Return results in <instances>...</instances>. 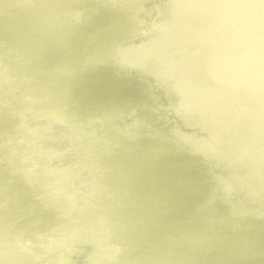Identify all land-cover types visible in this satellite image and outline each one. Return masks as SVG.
<instances>
[{
	"label": "water",
	"instance_id": "obj_1",
	"mask_svg": "<svg viewBox=\"0 0 264 264\" xmlns=\"http://www.w3.org/2000/svg\"><path fill=\"white\" fill-rule=\"evenodd\" d=\"M28 1L22 7L12 9L11 13L18 21L25 24L23 32L16 31L14 27H5L0 16V35L4 37L0 38V123L1 126L13 131L11 119L31 118L29 142L24 145L28 156H34V147L39 138L49 134V124L52 125V118L62 106L65 118L60 124L67 136L64 147L68 158H72L71 160L79 155V147L75 144L76 136L71 132L72 124L78 117V104L75 102L72 105L64 104L65 102L57 100L52 110L40 112L39 120H34L36 117L32 115L45 105L43 104L45 96L53 94L60 81L64 83L65 88L73 89L75 94L82 97L80 76L84 75L96 84L97 70L101 68L109 70L108 82L123 77L132 87L141 88L139 102H135L130 95H126L122 114L120 116H116V113L107 114V116L110 115L109 122L118 119L120 126L116 134H119L124 141L123 146L112 150V172L105 170L103 157L100 154L94 157L96 156L95 151L90 152L91 156L84 158L78 166H74L72 162L69 165V171L64 176V186L60 189L53 188L55 200L52 203L60 200L52 206V208L59 206L57 215L63 217L66 223L75 224L76 216L84 212L88 203L98 194H103L105 200L106 198L111 200L110 194L97 185L99 175L100 177L104 175L105 185L109 182L111 184L113 182L112 173L119 165L122 168L119 183L122 184L134 174L133 157L136 154H149V164L141 170L140 179L136 182V186L141 191L137 197L136 207L141 209L152 196L154 181H159L164 185L161 168L155 176H152L150 166L161 167L160 157L166 145L171 146L172 156L178 159L182 157L180 150L185 148L194 163L198 178L206 177L208 171L212 169L216 173L215 180L221 184L220 188L211 192L212 200L219 203L221 207L214 216L213 221L218 226H214L211 230L210 247L205 252L202 264H212L214 253L217 250L226 251L228 246L227 253L230 254L231 259L223 264L250 262L264 264V240H261L256 231L259 225L264 223V49L260 50L257 59L251 61V65L244 62L245 66L246 64L248 66H246L247 72L243 76L244 79H236L230 75L231 70L241 68L242 62L251 52V42H256L259 39L258 35L262 32L260 30L246 37L244 32L237 31L238 8L235 6L237 0H219L216 3H221L219 8L213 11L195 8L196 13L188 12L190 9L187 5L189 2L197 5L198 0H52L50 4H38V7V0ZM32 5H35L37 10L35 9V13L30 16L27 10ZM67 5H71L70 9L76 12H68ZM226 5L227 7L223 10ZM173 7H176V10ZM94 9L100 13H111L112 11L120 15L118 31L115 33L109 31L107 34L112 36V39L105 43L100 36L99 28L94 31L95 41H90L88 37L87 21L92 17L90 15H93ZM172 11H177V14H172ZM185 12L190 15H184ZM229 12L230 21L226 22L222 15ZM164 13L168 17L172 15L173 19L169 24L163 25L162 35L166 34L173 41L185 39L191 43L188 54L184 58L178 56L176 64H174L175 61L169 63L157 50V38L161 34L153 38L154 41L150 42L148 39L151 29H157L160 32L157 26L161 24ZM3 14L0 12V15ZM48 23L51 25H47L50 28L46 31ZM117 33H120L121 37L114 39ZM14 37L18 38L14 39ZM29 43L34 46L31 52L27 50ZM104 44L106 45L103 46ZM12 47V55L9 56ZM124 48L135 49V52L143 51V54L138 57L144 63L138 60L127 64L120 62V51ZM64 60L70 65L58 72ZM12 63L14 67H11ZM36 64L50 66L47 70L49 77L47 85L43 82L42 73L36 69ZM162 66L167 68L165 73L162 72L164 71ZM176 71L180 72L179 79L188 85V89H181L175 84ZM197 71L200 73L193 76L191 72ZM4 73L8 75H3ZM78 74L80 76L77 79ZM208 80L210 85L207 83ZM32 81L37 83V90L40 89L43 93L37 98H32L29 93L34 85ZM180 90H184L180 92L183 97L182 103L175 95ZM205 91L211 97L205 99V106H199ZM241 100L255 104L247 107ZM28 104H34V109L27 106ZM144 105L147 106L146 112L152 123L148 131L144 127L148 126L147 120L140 119L138 115L141 106ZM87 107L96 110L100 104L91 101ZM242 110L253 115L245 118L241 114ZM45 124H48V127L45 126L47 130L43 129ZM137 124L138 128L134 131ZM98 129V123L90 122L77 135L79 141L87 140L89 130L99 132ZM141 139L152 140L154 148L145 149L139 143ZM206 140L210 147L205 145ZM105 142L106 139L103 137L101 145ZM129 145H131L130 148H128ZM14 146H17L14 142L10 149H5L0 145V151L4 150L7 157L13 158ZM44 151L49 152L48 149ZM35 160L38 161L37 158ZM7 164L9 162L0 159L1 168H5ZM8 167L12 166L9 164ZM12 168L16 171L18 169L15 165ZM38 168L39 166L31 169V175L27 176L26 179L30 184H36L48 173L52 174L54 171L49 170L43 174ZM237 168L242 171L243 177L252 184V187H240L241 183L239 185L236 183L239 178L228 177L225 173L227 170H232L240 175V170ZM251 168L259 170V174L257 175ZM106 171L110 174L105 173ZM2 173L9 178L17 177V174ZM84 175L87 185L84 190H81L79 181ZM203 188L204 194L211 189L210 186ZM119 189L120 192H117L111 201L117 204V208L105 213L104 221H109L118 212L117 216L120 208L123 207L127 192L123 186H119ZM30 191L36 203L43 208H51L52 204L46 202L41 194L33 189ZM79 191L83 194L80 201L77 197ZM195 200L183 184L178 183L172 197L165 195L158 203L156 208L159 213L158 217L162 212L166 215V207L172 204L175 210L172 218L168 219L171 223L183 213V204L188 202L192 212L188 223L192 226H203L205 213L200 212L201 205ZM72 207L73 210H71ZM232 211L233 213L237 211V217L240 216L237 221L233 222L240 230L237 238L231 236L232 225L225 223L224 220ZM139 214L141 217L146 216L143 212ZM158 219L152 218V226L158 230L168 229V222ZM243 221L245 223L241 225L240 222ZM138 227V223L132 226L131 235L136 233ZM74 228L76 229V233L73 234L75 239L83 234V227L76 224ZM187 230L186 224L181 223L177 229L178 232L174 233L168 243L172 246L180 244ZM219 230L222 231V238L217 240L215 234ZM115 231L116 227L111 230V235L115 234ZM6 236L9 237L8 233L0 229V264H3L4 252L11 251L12 247L18 248L16 264H48L46 255L52 250L55 254L54 263L64 264L69 253L68 249L74 241L59 243L53 232L47 236L31 232L29 238H25L17 228L14 230L13 237L16 238L14 242H10ZM85 236L87 244L97 245L98 234ZM142 238L147 241L145 235ZM202 240L198 236L189 240L192 252L201 249ZM13 243L16 244L13 245ZM113 243L111 246L113 254L108 261L110 264H118L116 257L118 244L116 241ZM246 244H248L246 248L250 247L249 252L244 250ZM134 249L135 245H130L127 252L132 253ZM151 254L152 252L146 251L142 260L144 264ZM71 255H74L76 261L80 259L75 253ZM103 256L104 253H100V261L104 260ZM187 258L188 262H191L193 256L190 255ZM173 264L180 263L174 262Z\"/></svg>",
	"mask_w": 264,
	"mask_h": 264
},
{
	"label": "bare ground",
	"instance_id": "obj_2",
	"mask_svg": "<svg viewBox=\"0 0 264 264\" xmlns=\"http://www.w3.org/2000/svg\"><path fill=\"white\" fill-rule=\"evenodd\" d=\"M218 1L219 0H198L199 4L197 5L194 2H189L187 8L190 10H188V12L191 11L192 13H196V9H211L209 11H213L215 8H219V6H221V3L216 4ZM26 2L29 1L0 0V12L4 13L0 16L3 22L2 24L5 25V27H14L16 28V31L21 32L25 30V24L21 21H18L13 15H11V13L12 9L15 7H22L24 4H26ZM50 2H52V0H38L37 7L38 4L45 5V3L50 4ZM235 6L238 8V21L236 22L237 31L244 32L246 37H250V35L254 32L257 33L260 30L262 31L258 35L259 39L256 42H251V52L242 62L241 68L238 70H231L230 72L231 76L239 79L243 78V76L246 74L247 64L249 63V65H251V61L257 59L260 50L264 49V0H237ZM71 7V5L66 6L68 12H76L70 9ZM226 7L227 5L223 8V10ZM28 9L29 10H27V14L30 16L35 13V9L37 10L35 5L30 6ZM173 9L176 10V7H173ZM188 12H185L184 15L189 16L190 13ZM92 14L93 15H90V17H92L87 21L89 40H96L94 31L97 28H99L101 31L100 36L104 43L112 39V36L108 35L107 33L109 31L113 33L118 31V26L120 23L119 13H112V11L111 13H100L98 10H95ZM172 14L176 15L177 11L173 12ZM204 14L206 15V13ZM163 15L164 18L161 20V24L157 26L160 28V32H158L157 29H151L149 33L150 37H148V39L150 42L154 41L153 38H156L157 35L161 34V36H158L157 38V50H159V53H161L169 63L171 61H175L174 64H176L178 56L184 58L188 54L191 43L185 39H176L173 41L172 38L166 34L163 33L162 35L161 32L163 25H166L167 23L169 24L173 19L172 15L170 17H168L166 13ZM222 18H224L226 22H229L230 12L222 15ZM149 23L147 25H149ZM47 25L51 24H46V31L50 28ZM77 31H80V29H77ZM189 31L190 30H188V32ZM119 37H121V35L120 33H117V36L114 39H118ZM0 38L4 37L0 35ZM17 38L18 37H14V39ZM105 45L106 44L103 46ZM33 47L34 46L29 43L27 46L28 52H31ZM12 50L13 47L10 50L9 56L12 55ZM128 50L129 48H124L120 51V62L127 64L129 62L131 63L132 61L138 60L139 62L144 63L143 60L138 57L143 54V51L135 52V49L132 48L129 51ZM190 58L194 57L190 56ZM244 62H247L246 66ZM46 65L47 64H36V69H38L39 73H42V78L45 85H47L49 82L47 70L50 68V66L46 67ZM68 65H70L69 62L64 60L58 72H61L62 69ZM11 67H14L13 63L11 64ZM162 69L164 70L162 71L163 73L167 71L166 66H162ZM191 73L193 76H197L200 72L197 71ZM179 74L180 72L176 71L175 84L180 86L181 89H188V85L179 79ZM3 75L8 74L4 73ZM78 76L80 75L78 74L76 78ZM109 77V70L101 68L97 70L96 84H93L86 78V76L81 75L80 80L82 84V97H80L78 94H75L73 89L65 88L64 83L60 81L56 86L54 93H51L50 96H45L46 99L43 103L45 105L41 107L40 110H36L34 112H37L36 114H32L34 117H36H33L34 120H39L38 118L40 117V112L52 110L54 102L57 100L60 102H65L64 104L67 103L72 105L73 102L78 104V117L75 123L72 124L73 126L71 129V132L76 136L75 144H77L79 147V155L74 158V160H71L72 158H68L66 148L64 147L67 136L63 130V127L61 126L65 118L63 106L55 113L54 117L52 118L53 123L52 125L49 124L48 128L49 134L39 138L34 147V156L32 157L27 155L24 146L29 142L31 131L29 129V124L31 122V118L11 119V127H14L13 131L10 128L1 126L0 123L1 147L10 149L13 145V142L15 145H17L14 146L12 150L14 153L13 158L7 157L3 150L0 151V159L9 162L12 167L15 165L18 168L16 171L14 168L8 167L9 164H7L5 168L0 167V229L8 233L9 237L6 236V238L10 242H14L16 239L13 237L15 228L20 230L25 238H29L31 232H36L40 236H47L53 232V234L57 236L59 243L74 240L71 243V245H73H70L71 247L68 249L69 253L65 258L64 264H110L108 258L112 257L113 253L111 246L114 244V241H116L118 244V253L116 255L118 264H144L145 262H142V260L146 251L152 252L150 257L147 259L146 264H173L174 262H178L180 264H202L205 252L209 250L210 247V239L212 237L209 236L211 234V230L214 226H218L216 223H214L213 219L215 218L214 216L216 212L221 207L219 203H216L212 200L213 195L211 192H215L216 189L221 187V184L215 180L216 173L212 169L208 171V175L206 177L198 178L194 163L190 155L187 154L188 152H186L187 150L185 148L180 150L182 152V157L178 159L172 156L171 146L166 145L160 157L161 167H157L155 165L150 166V174L152 176H155L161 168L164 185H162V183L159 181H154V191L152 192V196L148 202L144 203V206H142L141 209L136 207L138 194L141 193L140 189L136 186V182H138L140 179L141 170L149 164V154H136L133 157V163L135 164L134 174L130 179L124 181L122 184L119 183V177L122 172V168H120L119 165L117 166L116 171L112 173L113 182L111 184L109 182L108 185H105L104 175H101V177L99 175L97 185L99 188H102L104 192L110 194L109 197L111 200H108L107 198L105 200L103 194H98L92 201L88 203V205L85 207V211L79 213L76 216L75 224H68L65 222L63 217L57 215V209L59 206L52 208L54 204H57L60 201L59 200L58 202L52 203L55 200L53 188L60 189L64 186V176L69 171V165L72 162L74 166H78L84 158L91 156L89 154L90 152L95 151L96 156L94 157H98V154H100L103 157L105 170L108 169L110 172H112V150H116L120 146H123L124 141L123 138L119 136V134H116V132H118L117 129L120 126L118 119L112 120L111 122H109L110 120L108 119L113 113H116V116H120L122 114L126 95H130L135 102H139L141 99V88H137V86L132 87L125 81V79H123V77L118 79L116 78L111 82H108ZM32 82L34 84L32 86L33 92L30 90L29 93L32 98H37L43 93L40 91V89L37 90V83L34 81ZM207 83L208 85L211 84L209 80ZM181 91L184 90L177 91L178 94L175 93V95L182 103L183 97L180 95ZM208 97L211 96L207 91H205L202 98L203 100H201L199 106H205V99ZM32 98L30 100H32ZM91 101H96L100 104V107L96 110L89 109L87 106ZM241 102L247 107L254 106L253 104H255L246 100H241ZM27 106H29L31 109H34L35 105L28 104ZM146 107V105L141 106L138 115L140 119L144 118L147 120L148 126L144 127L146 131H148L152 123L149 114L146 112ZM233 113L235 112L233 111ZM107 114L110 115L107 116ZM241 114L244 115L245 118H247V116L251 117L253 115L252 113L243 110L241 111ZM90 122L98 123L99 132H96L97 130H89L87 134V140L79 141V137L77 135H79ZM47 125L45 124L43 126L44 130H47ZM137 128L138 124L134 128V131ZM103 137H105L106 142L101 145ZM139 143L147 150H152L154 148V143L152 140L141 139ZM205 145L210 147L208 140L205 141ZM130 146L131 145H129L128 148H130ZM232 148L235 149L233 146ZM43 149H48L49 152L47 153V151H44ZM235 151L237 150L235 149ZM35 158H37L38 161L35 160ZM38 166L40 168H38V170L43 172V174L47 173L49 170L54 171L52 174L48 173L42 180L37 181L36 184H30L26 178L28 175H31V169H36ZM260 169L262 168L260 167ZM251 170L257 175L260 172L259 170L253 168H251ZM2 172H9L11 175L17 174V177L9 178ZM110 172L106 171L105 173L110 174ZM225 173H227L228 177L234 176L239 178V180L235 182L237 185L241 183L240 187H252V184L248 183L246 178L243 177L241 170L240 175L239 173L232 170H227ZM85 177V175L82 176L83 179L79 181V184H81L82 188L81 190H84L85 185H87V180H85ZM178 183H182L186 190L189 191L190 196L196 199L195 201L197 203H200V212L205 213L203 226L197 227L188 223L192 214L191 206L188 204V202L183 204V213L180 214L179 217H176L177 219L171 221V223L168 221V219L172 218V213L175 210V207L172 204H169L166 207V215H164L162 212L160 217H158L159 213L156 211L158 203L165 195L172 197V193L174 192ZM119 186H123V189L127 192V195L123 200V207L120 208L119 214L117 216L116 214L118 212L109 221H104L103 216L105 213L107 214L108 212H111L117 208V204L111 201L113 196H115L117 192H120ZM208 186H210L211 189L208 191V193L204 194L202 192V188ZM30 189H33L35 192L41 194L46 202H50V205L52 204L51 208L48 207L46 209L36 203L32 197ZM80 191L77 194L78 201H80V197L83 195L80 194ZM71 210H73V207ZM139 212H143L146 214V216L141 217ZM237 216V211H234V213L232 211L224 218L225 223L232 225L231 236L234 238H237V235L240 233V230L238 229L239 227L236 224H233V222L240 218V216ZM152 218H160V221L162 222L167 221L169 224L168 229L158 230L157 228L153 227L151 223ZM136 223L139 224L138 230L134 235H131L132 226H134ZM181 223H185L186 227H188V230L182 236V241H180V244L172 246L168 242L171 241L174 233L178 232L177 229ZM240 223L242 225L245 223V221ZM76 224L83 227V234L74 239L73 234L76 233V229L74 228ZM259 226L260 227L256 231L259 233L261 240H264V223ZM114 227H116V231L114 232L115 234L111 235V230ZM58 231L63 232L60 233ZM89 234H98V238L96 240L97 245L86 243L85 235ZM143 235H145L147 241L143 240ZM194 236H198L203 239L201 249L196 252H192L189 246V240H191V238ZM215 236L217 240H220L222 238V231H217ZM14 244L16 243H13V245ZM130 245H135V249L132 253L127 252ZM247 245L248 244L244 246V250L249 252L250 247L248 246L246 248ZM227 250H217L215 253L213 252L214 262L212 264H223L224 262H229L231 256L229 253H227ZM72 253L77 254L80 259L76 261L74 259V255H71ZM100 253H104L103 261L99 260ZM17 254L18 248L16 247H12L11 251L8 250L4 252L2 255L3 264H16ZM190 255H192L193 258L191 262H188L189 259L187 257ZM46 259L48 264H55V254L53 250L46 255ZM245 264L252 263L250 262Z\"/></svg>",
	"mask_w": 264,
	"mask_h": 264
}]
</instances>
